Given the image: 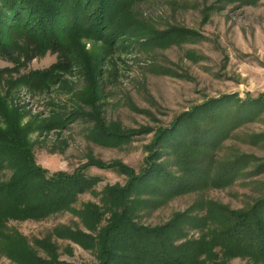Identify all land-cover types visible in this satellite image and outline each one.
Here are the masks:
<instances>
[{
  "label": "rangeland",
  "instance_id": "rangeland-1",
  "mask_svg": "<svg viewBox=\"0 0 264 264\" xmlns=\"http://www.w3.org/2000/svg\"><path fill=\"white\" fill-rule=\"evenodd\" d=\"M120 20L119 26L128 28L113 39L88 35L70 42L77 64L47 83L31 89L19 77L48 69L57 60L51 52L0 77L1 100L31 129L35 165L48 176L83 172L93 177L92 193L80 195L74 208L99 205L104 188L128 181L120 166L139 176L146 159L155 157L157 164L176 172L171 151L156 146V136L193 117L189 123L213 128L208 133L216 140L208 151L213 158L224 162L238 156L247 164L225 185L208 181L202 190L150 203L136 223L164 225L201 200L231 209L253 203L264 192V0H132ZM11 66L0 60V70ZM112 128L119 130L116 137L102 133ZM178 132L186 135L182 128ZM9 175L0 172L3 180ZM74 224L80 225L75 216L62 213L41 221H10L8 227L32 244L55 228ZM188 235L198 237L195 231ZM50 240L57 264H97L78 245ZM0 264L18 263L0 250ZM227 264L252 263L234 258Z\"/></svg>",
  "mask_w": 264,
  "mask_h": 264
},
{
  "label": "trees",
  "instance_id": "trees-1",
  "mask_svg": "<svg viewBox=\"0 0 264 264\" xmlns=\"http://www.w3.org/2000/svg\"><path fill=\"white\" fill-rule=\"evenodd\" d=\"M130 1L0 0V60L12 64L0 70V77L16 74L35 55L51 52L57 60L48 69L19 77L31 89L47 83L53 74L77 64L70 42L88 35L113 39L124 32L128 26L120 27V18ZM190 119L185 120L187 125L179 121L175 130L156 136L155 145L171 151L176 172L157 164L155 157L146 159L139 176L120 166L126 184L104 188L99 205L88 202L76 210L78 197L92 193L95 179L83 172L48 176L37 167L30 155L29 125H21L19 114L0 98V172L10 173L5 180L0 178L1 252L18 264H57L50 240L54 237L89 251L97 264H227L234 258L264 264V192L241 209L201 200L191 212L174 214L164 225L148 228L136 223L139 211L150 203L202 190L208 181L225 185L247 164L238 156L218 162L208 152L216 141L208 135L213 128L189 123L194 121ZM181 128L186 135L178 132ZM106 129L100 131L109 137L119 132ZM62 213L75 216L80 225L55 228L51 236L32 244L8 227L10 221H41ZM190 231L198 237H189Z\"/></svg>",
  "mask_w": 264,
  "mask_h": 264
}]
</instances>
